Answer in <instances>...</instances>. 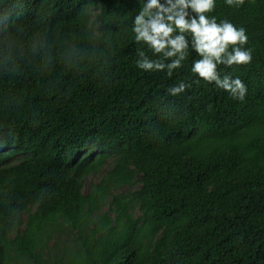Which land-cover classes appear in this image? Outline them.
<instances>
[{"label":"trees","instance_id":"1","mask_svg":"<svg viewBox=\"0 0 264 264\" xmlns=\"http://www.w3.org/2000/svg\"><path fill=\"white\" fill-rule=\"evenodd\" d=\"M140 7L0 0V264H264V0L206 13L245 29L251 61L217 66L243 101L191 49L138 68Z\"/></svg>","mask_w":264,"mask_h":264},{"label":"clouds","instance_id":"2","mask_svg":"<svg viewBox=\"0 0 264 264\" xmlns=\"http://www.w3.org/2000/svg\"><path fill=\"white\" fill-rule=\"evenodd\" d=\"M140 9L132 19L134 40L146 45L157 59L144 50L138 51L136 66L145 71L167 69L170 75L181 67L189 49L198 55L190 71L203 81L214 83L235 99L243 101L247 87L239 77L221 76L220 64H247L252 55L244 47L248 37L245 29L228 19L217 20L210 13L215 0H139ZM232 4L234 0H226ZM158 54V55H157ZM167 61V63H165ZM190 85L181 81L167 91L173 96L182 94ZM0 149V156L8 150Z\"/></svg>","mask_w":264,"mask_h":264},{"label":"rangeland","instance_id":"3","mask_svg":"<svg viewBox=\"0 0 264 264\" xmlns=\"http://www.w3.org/2000/svg\"><path fill=\"white\" fill-rule=\"evenodd\" d=\"M99 180V177L98 176H89L87 179H86V182H85V189H84V193L87 192L88 190V186L90 184H96Z\"/></svg>","mask_w":264,"mask_h":264}]
</instances>
